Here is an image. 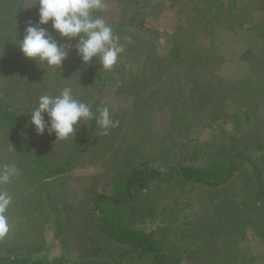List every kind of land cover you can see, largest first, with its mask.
I'll list each match as a JSON object with an SVG mask.
<instances>
[{
    "label": "rangeland",
    "instance_id": "1",
    "mask_svg": "<svg viewBox=\"0 0 264 264\" xmlns=\"http://www.w3.org/2000/svg\"><path fill=\"white\" fill-rule=\"evenodd\" d=\"M25 3L29 8L27 21L38 20V5L33 6L34 0ZM104 3L105 9L99 11V15L118 32L119 43L125 49L121 54L123 60H127L130 53L122 41H133L143 33L140 27L130 23L134 6L126 9L115 0H104ZM142 8L146 26L160 33L158 39L146 46L143 59L152 54L151 60H163L156 71H148L142 79L131 80L132 86L146 89L149 103L136 105L139 97L135 93L130 96L117 89L122 76L140 78L135 73L136 66L127 63L131 73L124 74L122 66L118 69L113 66L105 70L103 76L107 83L103 107H108L113 120L118 121L116 127L104 134L97 125L82 143L91 120L76 126L74 138L66 140H56L55 135L47 131L43 135L36 133L33 142L50 163L61 164L71 149L77 152L76 159L64 173L48 177L50 200H44L39 213H33L38 229L20 239L7 238V234L1 239L11 246L18 244L17 253L38 257L48 264H148L146 257L136 251L115 250L111 241L102 236L95 224L98 215L105 212H98L94 196L111 193L116 181L142 164L151 163L155 167L181 164L202 169L224 159L219 149L224 148L230 149V153L245 150L250 159L236 163L232 184L228 186L230 191L216 194L188 184L174 188L165 181L156 186L146 183L132 197L129 204L132 210H112L114 207L110 210L114 211V217L110 218L124 228L145 233L165 251H169L167 245L173 243L170 247L184 252L178 264H264V233L256 232L244 217L233 218L229 223L228 231L233 228V233L220 235L216 231L217 234L199 236L210 227L216 229L213 211L218 204L233 198H254L252 193L259 186L255 168L259 169L264 184V0H148ZM248 25L261 36L263 43L257 52L248 48L239 59H234L233 53L237 51L234 47L236 44L245 46L249 33L243 30L238 40L233 41L223 32L218 36V32L243 26L247 29ZM48 26L42 25L47 29ZM23 34L24 31L21 36ZM176 42L183 48L181 57L192 51L201 55L202 62L191 74L185 72L186 64L179 58L163 56ZM136 55L139 58L141 54L138 51ZM120 58L117 63L121 62ZM207 69L216 75L214 80L220 81L219 89H225L228 94L226 107L220 103L218 115L210 111L211 104L203 107L204 100L191 104L186 99L190 88L193 93L201 91L205 80L202 74ZM59 71L61 68H47L53 95L64 88L59 82ZM192 74L196 83L190 87L187 77ZM157 84L162 85V93L149 94V88ZM132 86L131 90L136 92ZM26 91L27 87L22 88L17 83L10 91L15 100L23 98L25 111L36 107L27 105L34 91ZM160 96L167 99L161 101ZM94 106L90 105L92 111ZM73 141L81 145L74 148ZM206 147L212 152L209 155L196 150ZM25 186L28 185L20 184L19 191H24ZM35 187L38 189L37 185ZM198 191L199 195H194ZM21 196H17L18 205L28 204L29 196ZM99 208H102L100 204ZM231 209L235 212L236 206ZM40 225L42 233H39ZM2 250L6 248L0 247V252Z\"/></svg>",
    "mask_w": 264,
    "mask_h": 264
},
{
    "label": "trees",
    "instance_id": "2",
    "mask_svg": "<svg viewBox=\"0 0 264 264\" xmlns=\"http://www.w3.org/2000/svg\"><path fill=\"white\" fill-rule=\"evenodd\" d=\"M26 1L27 0H0V170L12 164H15L18 170V174L13 176L9 183L0 184V190H7L12 197L7 211L10 226L7 238H9V236H14L17 237L16 239H20L21 236H27L38 229L37 225L39 223L35 222L36 218L35 214L33 217V213H39V209L41 210L44 200H50V194L47 190V186L49 185L47 182V179H49L48 177L64 173L66 167H71V163L76 159L75 153H77L71 149V152L66 154V160L59 165L52 164L44 158L41 150L37 147L36 143L33 142L34 137H36L35 128L28 123V121H30L29 112L33 109L30 108L25 111L24 108L26 103L23 98L15 100L10 93L14 83H17V85L22 88L27 87V93L34 91L31 101L27 103V105L36 106L41 93H45L44 95L55 94L51 89L50 74L47 73V68H41L33 59L26 58L14 42V40L23 38L21 32L24 31L26 27V15L29 9L26 6ZM115 1L121 5V7H126V9L127 7L130 8L134 6V10L131 9L132 17L130 23L133 26L136 24V26L140 27L139 29L143 30L142 34H138L140 38L133 39V41H122L128 48L130 54L127 56V60H123L124 56L120 54L121 58L119 61L122 63L118 62L114 65L116 69L122 66V71H120L123 74L125 72L131 73V68L127 66V63H130L129 65L131 67L135 65V73H138L140 78L122 76L118 80L120 83L117 85V89L130 96H133L135 93L139 97L136 105L145 106V103H149L145 96L146 89L143 90V87L139 89L137 86H132L131 80L142 79L146 76L148 71H156L159 68L163 60L157 58L151 60L152 54L146 55L148 59L143 58L146 46L151 44V40L158 39L160 33L146 26L147 20L142 4L145 5L148 0ZM99 13L98 11L95 15L100 16ZM36 17L37 19L39 18L38 14ZM191 17L192 16H189V18ZM48 29L51 30V22H49ZM113 31L115 35L118 36V32L115 30ZM53 36L57 39L58 43H70L74 45L76 42L75 40L67 41L66 38L64 41V39L60 38L56 33H53ZM187 46L188 45H186V47ZM182 50L183 48L181 45L176 42L168 48L163 56L179 58L181 63L186 64L184 67L185 72L191 74L192 71L196 70L197 65L202 62V58L200 59L201 55L198 54V51L191 50L192 53L189 52L188 56L184 55L181 57L180 54ZM201 50H204V48L201 47ZM138 51L141 54L139 58H137L136 55ZM101 67L102 66L95 58H93V63L90 66H84L73 47L69 55L63 61L61 71L58 72L60 74V84L62 83L64 87H71L74 96L78 100L90 104L91 106L95 104L94 113H96L99 108L103 107V93L107 87V83L103 77L105 70ZM52 77L54 78V76ZM202 78H205V80L201 91L193 93L192 88H190L186 96V99H188L187 102L193 104L197 101L203 102L204 100L203 107L207 104H211L213 109L210 111L218 115L217 111L220 108V103L224 108L226 107L224 104L227 101L228 94L225 89H222V91L219 89L220 81L218 79L214 80L216 79V75H213L210 69H207L206 72L202 74ZM187 80L189 81L188 85L190 87H193L196 83L194 74L187 77ZM130 86L135 87L136 92H133ZM149 89V94L155 92L157 95L159 93L161 94L163 90L160 84ZM125 90L127 92H125ZM148 96L149 95H147V97ZM166 99L167 97L160 96L161 101H165ZM231 108L232 107H230V109ZM246 111L245 109V112ZM115 112L117 113L118 111L116 110ZM97 125L94 119L90 121L89 130L82 136L81 143L84 138L90 136V132L92 133ZM74 143V148L81 145L79 141ZM219 149L221 150V154L225 155V158L205 168L201 169L181 164H163L159 167H155V165L151 163L142 164L116 181L111 186V193L95 195L94 204L98 207V212H101V214L105 212V215H98V222L95 224L102 236L111 241L110 244L112 247H115V250L127 248L130 251H136L138 255L146 257L148 264H178L179 261H182L184 252L170 247L173 243L169 246L167 245L169 251L158 248L153 240L145 235V233L124 228L119 222L110 218L114 217V211L110 212V210L114 207L115 208L112 210L120 211L126 209V212L128 209L132 210L133 208L129 207L132 197L135 193H138L139 187L146 183H151L153 186H156L161 184L162 181H165L166 184H170L174 188H177L178 185L186 186L188 184L189 186L203 187V189H206V192H216V194L230 191L228 186L232 184V171L236 168V163L241 160L248 162L250 159L246 155L245 150H231L232 152L230 153V149ZM196 150L201 151L203 155L212 153L207 151L208 147L201 149L197 148ZM255 171L259 186L258 189L252 193L254 198L251 200L242 198L235 200V198H233L231 201L218 204L213 211V214H216L213 221H216L217 230L210 227L209 229L201 231L200 237L202 235L206 236V234L213 235V233H220V235L233 233L235 232L233 228L230 232L228 231L230 227L229 223L234 221L233 218L239 219L240 217H244L250 222L256 232L264 233V184L262 183L259 169L255 168ZM23 183L28 186H25L24 191H19V186ZM36 185L38 189L35 187ZM34 190L36 192H34ZM45 190L46 194L42 195ZM171 190L172 188L169 189V191ZM199 191L194 192V195H199ZM19 195H22L21 198L24 195L29 196L28 204L23 206L18 205L17 196ZM99 204L102 208H99ZM232 206H236L235 212L232 211ZM211 224L213 225V222H211ZM41 227L43 228V226L40 225L39 233H42ZM192 235L195 236L194 234ZM17 245L18 244L14 243V246H11L7 241H3L0 238V247L6 248V250L0 252V264H48L38 257L32 258L30 255H22L20 252L17 253Z\"/></svg>",
    "mask_w": 264,
    "mask_h": 264
},
{
    "label": "clouds",
    "instance_id": "3",
    "mask_svg": "<svg viewBox=\"0 0 264 264\" xmlns=\"http://www.w3.org/2000/svg\"><path fill=\"white\" fill-rule=\"evenodd\" d=\"M36 5L38 20L29 19L23 38L14 42L21 53L33 59L39 67L60 69L74 47L84 66H90L95 58L101 68L110 70L124 52V46L119 43L112 26L102 16L95 15L105 9L104 0H34L33 6ZM49 22L51 30L42 27ZM53 33L76 42L74 45L58 43ZM29 113L28 123L34 126L36 133L43 135L47 131L49 135L54 134L56 140L74 138L76 126L93 119L104 134L118 125L108 107L99 108L94 113L89 104L74 96L71 87H64L58 95L40 96L37 106ZM17 174L15 164L5 166L0 170V184L9 183ZM11 200L7 190H0V238L9 231L7 211Z\"/></svg>",
    "mask_w": 264,
    "mask_h": 264
},
{
    "label": "crops",
    "instance_id": "4",
    "mask_svg": "<svg viewBox=\"0 0 264 264\" xmlns=\"http://www.w3.org/2000/svg\"><path fill=\"white\" fill-rule=\"evenodd\" d=\"M243 30L247 31L249 33V35H247L245 38V41H244L245 46H243V44H241V45L236 44V46L234 47L237 50L236 52L233 53L234 59H239L240 56H242V54L245 51H247L248 48H251L253 51L257 52L261 43H263L261 36L259 34L254 33L253 29L251 28V25H248L247 29H245L243 26V27L236 28L234 30L222 29L221 32L220 31L218 32V36H221L220 33L223 32L224 36H226L229 39L234 41V40H238L239 35H242L241 33ZM237 31H239V32H237ZM219 39L220 38H218V40ZM249 41H250V43L248 44ZM242 46H243V48H242ZM255 49H257V50H255ZM246 69H247V65H246Z\"/></svg>",
    "mask_w": 264,
    "mask_h": 264
}]
</instances>
